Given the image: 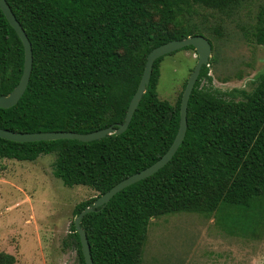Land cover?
I'll list each match as a JSON object with an SVG mask.
<instances>
[{"label":"trees","instance_id":"obj_1","mask_svg":"<svg viewBox=\"0 0 264 264\" xmlns=\"http://www.w3.org/2000/svg\"><path fill=\"white\" fill-rule=\"evenodd\" d=\"M243 1L7 0L32 43L34 60L19 102L0 107V127L78 133L118 127L125 121L149 52L197 34L208 37L214 50L206 29L219 38L221 25L203 27L207 20L199 17L203 11L229 15ZM252 38L264 45V8ZM185 49L195 50L192 45L180 50ZM163 59L155 61L147 91L122 134L88 142L0 137V158L35 161L42 154H55L57 178L67 186L86 185L98 192L75 206L78 215L115 184L155 163L172 145L188 79L175 103L161 99ZM24 61L23 42L0 7V95L19 83ZM213 62L214 56L195 84L186 136L174 157L83 217L93 264H143L152 218L181 211L222 213L226 207H250L264 198V73L252 91L236 90L241 99L228 98L233 92L205 83H212ZM71 227L67 243L77 247L81 264H86L74 222ZM14 263V256L0 252V264Z\"/></svg>","mask_w":264,"mask_h":264},{"label":"rangeland","instance_id":"obj_2","mask_svg":"<svg viewBox=\"0 0 264 264\" xmlns=\"http://www.w3.org/2000/svg\"><path fill=\"white\" fill-rule=\"evenodd\" d=\"M264 0H244L229 15L203 11V27L221 25L215 37L208 86L241 99L236 90L252 91L264 73V45L252 30ZM209 13V16H205ZM211 57V58H212ZM210 58V59H211ZM197 61L195 50L164 56L158 93L175 103ZM55 154L35 161L0 158V252L14 264H81L69 245L75 206L98 194L86 185L67 186L53 174ZM220 212L181 211L152 218L143 246V264H264V198L250 207Z\"/></svg>","mask_w":264,"mask_h":264},{"label":"water","instance_id":"obj_3","mask_svg":"<svg viewBox=\"0 0 264 264\" xmlns=\"http://www.w3.org/2000/svg\"><path fill=\"white\" fill-rule=\"evenodd\" d=\"M0 7L9 20L10 24L17 31L25 49L24 68L19 83L11 92L0 95V107L9 108L16 105L25 93L31 78L34 59L32 43L22 24L13 12L10 4L7 2V0H0ZM189 45L194 46L197 53V61L188 78L182 94L180 105V126L172 145L159 160H157L149 167L137 173H134L115 184L111 189L98 196L92 205L86 206L78 215H76L74 219L77 232L80 236L82 251L86 264H93V257L91 254V246L89 243L87 232L81 225L83 217L87 213L96 210V208L98 207H104L115 194H117L127 186L156 173L174 157L175 153L179 149L186 136L188 128V106L191 94L200 76L203 65L209 64L210 58L213 55V45L211 41L205 35L197 34L182 39H173L153 48L147 56V61L142 78L129 104L125 121L119 124L118 127L111 125L109 127L98 129L88 133H78L75 131L20 132L0 127V137L18 142L43 140L48 141L57 139H79L81 141L88 142L104 138L113 133L122 134L129 127L133 115L143 95L147 91L155 61L162 56H166Z\"/></svg>","mask_w":264,"mask_h":264}]
</instances>
